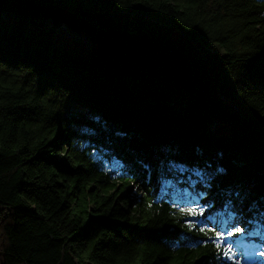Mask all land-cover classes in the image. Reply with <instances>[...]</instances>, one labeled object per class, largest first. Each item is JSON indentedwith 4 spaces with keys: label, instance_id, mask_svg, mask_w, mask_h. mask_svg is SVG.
I'll return each mask as SVG.
<instances>
[{
    "label": "trees",
    "instance_id": "trees-1",
    "mask_svg": "<svg viewBox=\"0 0 264 264\" xmlns=\"http://www.w3.org/2000/svg\"><path fill=\"white\" fill-rule=\"evenodd\" d=\"M90 1L139 3L172 27L152 39L98 29L58 0H0L96 45L83 57L42 32L0 29V264H243L239 240L264 251V225L247 234L250 209L264 210V0ZM150 62L189 91L183 110ZM213 91L248 108L230 135L217 131Z\"/></svg>",
    "mask_w": 264,
    "mask_h": 264
},
{
    "label": "rangeland",
    "instance_id": "rangeland-1",
    "mask_svg": "<svg viewBox=\"0 0 264 264\" xmlns=\"http://www.w3.org/2000/svg\"><path fill=\"white\" fill-rule=\"evenodd\" d=\"M58 1L65 4L70 11L78 12L82 18L95 21L98 29H110L120 26L130 29L136 35L156 39L172 27V18L170 16L144 7L139 3L133 4L128 9L119 10L117 8L94 6L90 0ZM3 27H21L24 30L42 32L53 43L66 46L83 57L90 56L96 49L95 43L86 35L71 32L64 24L58 25L51 23L46 18L29 14L20 15L0 5V29ZM44 27H47V32L42 31ZM171 37L173 39H180V36L175 32L172 33ZM208 48L211 49V47ZM196 57L200 58L198 54ZM146 72L154 77L156 86L164 91L166 99L175 104L180 110H183V105L186 102L189 91L178 80L174 79L164 67L155 62L148 64ZM211 97L225 111L224 114L218 113L215 115V122L218 125L221 124V126H218L217 131L230 135L232 124L238 125L235 118L247 117L249 115L248 108L240 95L220 96L217 92L213 91ZM248 238L251 239L254 236H248ZM247 244L251 245L255 252H250L252 255L245 254L246 257L243 260V264H251L252 262L249 261L251 257L256 255V257H260L262 256L260 253L264 252L252 240Z\"/></svg>",
    "mask_w": 264,
    "mask_h": 264
},
{
    "label": "snow or ice",
    "instance_id": "snow-or-ice-1",
    "mask_svg": "<svg viewBox=\"0 0 264 264\" xmlns=\"http://www.w3.org/2000/svg\"><path fill=\"white\" fill-rule=\"evenodd\" d=\"M135 2V0H134ZM125 5H121V7H124ZM250 211L254 214L248 221L251 230L248 231V236H255L257 235L260 231H261V225H264V210H261L258 207H253L250 209ZM181 212L183 213V215L185 216H198L201 215L203 210L202 208H197V207H188V208H181ZM261 217V220L259 222H256V216ZM193 225H189V227H192ZM204 229H201V232H204ZM208 231H211V229H209ZM244 231V229H242L241 227H234L232 229V231H228L227 235L231 236L233 234V232L235 233H240ZM215 241H217V243L215 244L216 248L218 251L221 250V245L220 243H218L221 240H224V233L222 232H215ZM211 239V238H210ZM243 246V245H241ZM223 255L225 257H227L229 260L233 259V249L231 245H228L227 247H225L223 250ZM260 255L264 256V252H261ZM234 264H239L238 261H234Z\"/></svg>",
    "mask_w": 264,
    "mask_h": 264
}]
</instances>
